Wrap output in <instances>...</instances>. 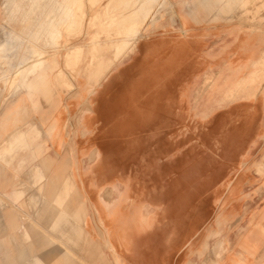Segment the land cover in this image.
<instances>
[{
	"label": "crops",
	"instance_id": "0c3cea01",
	"mask_svg": "<svg viewBox=\"0 0 264 264\" xmlns=\"http://www.w3.org/2000/svg\"><path fill=\"white\" fill-rule=\"evenodd\" d=\"M170 2L174 22L166 43L170 47L167 58L173 70L178 68L173 71L175 78L186 81V95L192 105L195 80H208L202 93L201 211L196 210L194 187L188 182L194 171L188 163L189 158L194 159L192 141L186 147L187 167L182 169L188 176L186 183L172 182L163 198L144 202L154 204L150 211L142 206V162L177 161L185 152L179 151L173 139L168 142L171 146L159 143L151 147L142 137V122L129 133L113 132L114 121L124 110L109 105L119 96L134 93L120 90L114 94V88L107 87L102 92L107 90V95L115 97L103 104L95 88L85 100L80 87L75 86L69 96L56 89L44 103L39 91V106L33 109L24 89L3 83L4 66L0 65V264H25V255H37L30 253L31 243L24 245L16 237L19 233L22 240L32 237L37 241L27 223L43 229L58 224L60 228L67 212L73 218L70 222L83 230L75 234L71 228L64 238H83L93 246L103 244L110 264L260 263L258 255L264 250V0ZM57 98L59 134L51 138L46 131L56 114L51 109L52 100ZM85 101H92L88 110L83 108ZM134 106L142 111V98H137ZM83 111H89L86 122ZM74 116L81 132L73 135L67 128ZM69 137L75 144L71 155L66 148ZM86 148L88 152L100 150L101 162L97 164L106 166L107 172L126 165L129 178L124 184L114 179L111 205L105 204L97 189L90 190L76 177L75 194L64 189L62 181L69 175L64 161L82 160ZM51 160L54 165L49 164ZM36 169L42 172L37 180ZM169 171L172 177L179 175L174 168ZM208 177H213L212 183ZM14 193L19 194L16 200L11 197ZM67 195L68 210L64 203ZM130 199L140 200L138 215ZM9 212L21 228H8ZM197 213L201 214L200 221H196ZM217 239L220 246L216 250L211 245ZM93 250L92 254H99ZM51 254V250H44L40 255L47 258ZM75 255H79L77 249ZM57 260L61 264V258ZM97 260L106 264L101 257ZM33 263L43 264L38 258Z\"/></svg>",
	"mask_w": 264,
	"mask_h": 264
},
{
	"label": "rangeland",
	"instance_id": "374dc122",
	"mask_svg": "<svg viewBox=\"0 0 264 264\" xmlns=\"http://www.w3.org/2000/svg\"><path fill=\"white\" fill-rule=\"evenodd\" d=\"M18 1L20 3V6L22 7L21 13L24 15V19L16 20L13 22V25H11L15 28H22L24 30L25 28L27 29L29 27L30 17L34 19V15L32 12L35 8V0ZM38 1L40 3H43L44 1L49 2L51 0ZM102 1L104 2V0H77V5L74 9L75 20L73 21L72 26H70L68 29H65L64 31V36L68 38V46L71 47L75 45L77 50L75 49L76 52H72L69 55H66L64 53L66 52V50L64 48L60 49L61 54H59L57 57V65V62L54 61L53 57L50 59L47 65L49 68L48 73L46 74V77H44V81L40 80L41 84L43 83V85H39V87L34 90L35 95H32L30 98V107H32L33 109H38L39 104L36 95L39 91H42L41 95L43 97V102L48 103L50 101L48 99L52 97L56 89H59L60 92L66 93L69 96L73 92L71 90L76 88L75 86L80 87V92L83 94V99L85 100L95 88L96 92L98 91L97 96L99 97V99H102L104 101L103 104L109 103L111 101L110 98L115 97H110V95H107L110 94V92H108L107 90L102 92L107 87L114 88V90L112 91V93L114 94H116L120 90H123L124 93L125 91L134 93V95L132 96H119L113 103L109 105H113L124 110V114H120V116L115 119L113 132L116 134L129 133L133 131L136 126L141 125L142 122V137L147 141L148 144L150 143L151 147H154L159 143H164L162 145L163 147L171 146L170 144H168V142L172 141L173 139L174 141L178 142L179 151H181L182 149L185 152L183 154H180L181 157L177 161L166 160L165 162V160L161 159H150L147 160V163L142 162V206H145L146 210L150 211V207L154 204L144 202L153 201L157 198H163V194L166 193L168 185H170V183L172 182L175 184L186 183L188 176L186 175V171L183 172L182 169H185L187 167L186 147L187 144L192 141L194 142V159H192V157L189 158L188 163L190 168L193 166L194 171L191 173L189 172L190 174L188 182L194 187L196 210L201 211L203 203L202 189L204 183V177L202 175V93L203 84L207 83L208 80H195V95L193 97L194 104L192 105V103H190L189 101V98L191 97L188 98V96L186 95V81L175 78L176 74H174L173 71L176 72L178 68L173 70L167 58L170 56V47L167 46L166 43H168L170 39L168 34L170 33L171 27L174 22L171 5L161 9V13L157 17V24L154 27H146L148 21H146V23V18H143L144 14L142 13H144V10H139V12L136 13V15H142H137L139 18L136 17L135 14V16L133 15L134 17H136V19H138V21L140 20L139 22H136L135 18L133 17L130 18V20L126 19L127 21L124 19L122 20L121 17L117 18V15L129 13V9H131L135 5L137 6L138 3L141 2V0H136V3L134 4V6L132 5V7L129 5H125V0H123L124 2L120 0V4L119 0H115L116 2L114 1V4L112 2L111 6L110 4L107 5L109 7L103 5L99 6ZM127 1L132 3V1L130 0ZM3 2H5V0H0V39L2 40V43L3 41H10V43H17V46L18 42L16 40H13L15 39V35L13 33L12 35H10V37L6 35V32H9L12 26L9 23L7 24L4 20L5 14L2 7ZM157 4L158 2H156V4L153 3V5ZM141 18H143L141 26L146 27L145 32H143L142 30L143 33L141 37H139L138 41L136 43H131L133 42V38L135 36L128 34H131L130 31L135 25L137 27L139 23L141 24ZM118 22L121 24L119 25ZM122 36L125 37L123 38ZM10 38L12 40H10ZM127 41L129 44L127 43ZM118 44L119 47L117 46ZM121 49H123L122 52ZM122 54H124V56ZM164 56L166 58H163ZM12 60L13 58H11V61ZM2 65L4 66V70H7L8 65ZM101 65H105V67L103 71H98ZM180 70L181 69L179 68L178 71ZM115 72L117 73L116 75L114 74ZM7 76L9 79L13 77L12 74H7ZM34 78L35 76L31 77L32 80ZM13 79H17V77L15 76V78H12V80ZM128 87L130 90L128 89ZM97 96L94 95L93 97L96 98ZM137 98H142V111L136 109V107L134 106ZM190 100L191 102L193 101L192 99ZM58 102L59 101H57L55 105H52L51 109H54V111H56V114L54 118H52V120H56L58 122L54 128V135L59 133V127H56L59 124L58 117L61 116L58 112ZM91 102L92 101L83 102V108H87L86 110H88L89 104ZM87 113H89V111H83V118L85 122L87 121L86 118L89 115ZM76 121L77 120L75 116L72 117V121L70 124H68L67 128L69 134H72V132L73 135L75 134V132L76 134H80L81 128L77 127ZM87 126L88 124L86 123L85 129L87 128ZM48 129L49 128H47V131ZM55 130H57V132ZM54 135L52 137H54ZM83 135H85V131L83 132ZM89 145L90 144H88L87 146L89 147ZM66 148L68 153L72 152L75 148V144H72L71 142V137H69ZM88 151L89 149L85 150V152L82 154V160L80 159L78 161L68 158L64 161V166L66 169H69V176L72 178L73 182L74 178L76 177V180L79 183H82L90 190L97 189L99 192L98 195H100L103 200L106 199L104 201L105 204L111 205L110 203H112L113 200V198H111L113 196V190L115 191L116 189V182L114 181V179L116 178V180L118 179L117 181H119V183L124 184L127 183V179L129 178L128 173H125L127 170L126 165L125 167H121L120 169L116 170L118 172L117 174L115 169L112 172H107L106 166L102 167L100 164H97L98 162H101V153H99V157L95 158L93 154L91 155L94 150L90 152ZM69 155H71V153H69ZM73 162L75 165L73 164ZM54 163L55 161H49V164L51 165H54ZM165 163L169 164L166 165ZM60 166L62 167V165ZM60 166H58V168H60ZM172 168H174V170L176 171H179L178 176L172 177L169 175V169ZM75 171L80 174L76 176ZM35 177L36 180L42 178V172L36 169ZM52 180L53 179H51V184H55ZM212 180L213 177H208V183H212ZM174 187H176V185ZM11 197L13 200H16L19 198V194L14 193L11 195ZM67 198L68 195L66 196L64 203L66 204V209L68 210L69 198ZM130 201L131 205L135 207L136 215H138V204H140V200L130 199ZM53 211L54 209H52V213ZM66 214V221L60 224V228H58V224H51L48 229H43L39 224L33 225L27 223V229L29 227V232L36 237L38 236L36 239L37 241H33V239H31L32 237L30 239L28 238L22 240L19 237V233L16 234L17 240H21L24 245H28L29 243H31V254H34L35 252L37 253V255H25V264H34V258H38V260L43 264H59L60 262H57V259H59V257L61 258V264H101V262L97 260V258H99L100 260V257L105 261L106 264H108L109 261L103 254V250L105 247L103 244L93 246L85 239L74 241L70 238H64L65 236L67 237L69 235V231H72L71 227L74 226V223L72 224L70 222L71 220H73L72 216L68 213ZM200 217L201 214L198 215L197 213L196 221H200ZM7 226L11 230L21 228L20 222H18V220L14 218L12 212H9L7 214ZM44 226L47 227V225ZM53 226H55L56 228ZM3 233L4 231H2V234ZM59 236L60 238H58ZM217 240H215L214 243ZM211 243H213V241H211ZM211 246L213 248L214 244ZM76 249L79 254L78 256L75 255ZM92 249H94L93 252L97 251L99 254H92ZM44 250H51L52 254L47 258L43 255H40ZM59 251L62 253V255L57 256L56 254H59ZM63 254L66 255V260H63ZM55 255L56 257H54ZM213 258L214 256L212 255L211 260ZM53 259L57 261L53 262ZM258 260H260L259 264H262L261 261H264V250L261 251L258 255Z\"/></svg>",
	"mask_w": 264,
	"mask_h": 264
},
{
	"label": "bare ground",
	"instance_id": "6f19581e",
	"mask_svg": "<svg viewBox=\"0 0 264 264\" xmlns=\"http://www.w3.org/2000/svg\"><path fill=\"white\" fill-rule=\"evenodd\" d=\"M114 1L115 0H104V2L102 1V3L99 4V6H102V5L107 6L108 4H110V6H111L112 2H113V4L116 2V1L115 2ZM121 1H123V0H121ZM121 1L119 0V4ZM125 1H126V3H128V4L125 3V5H129L131 7H132V5L134 6V4L136 3V0H134V2H133V0H130V1H132V3L128 2L127 0H125ZM156 2H158V4L153 5V3L156 4ZM116 4H115V6H116ZM2 5H3L2 6L3 12L5 14L4 20L6 21L7 24L9 23L10 25L11 24L13 25L14 21L24 19V15L21 13L22 7L20 6V3L18 0H8V1L5 0V2H3ZM34 5H35V8L33 9V12H32L34 15V19L29 16L30 17V19H29L30 23H29V27L27 29L26 28L24 30L22 28L18 29V28H15L14 26L11 25L12 27L9 30V32H6V35L8 37H10V35H12V33L15 35V39H13V40L14 41L16 40L18 42V45L16 46L17 43L16 44H14V42L10 43V41L9 42L3 41V43L0 44V63H1V65L2 64L8 65L7 70H3V77H2L3 83L5 85L9 84V86H12L13 89L14 88H18L19 90L24 89L29 102H30L31 96L35 95L34 90L37 89L39 87V85H43V83L41 84L40 80H43L44 77H46V74L48 73L49 68L47 65H48L50 59L53 57L54 61L57 62L56 63V65H57L58 64L57 57L59 54H61L60 49L64 48L66 50V52H64L66 55H69L72 52H76V50H77L75 45H73L71 47L68 46V43H69L67 41L68 38H66L64 36L65 29H68L70 26H72L73 21L75 20L74 19V15H75L74 9L77 5V0H54V1L51 0L49 2L44 1L43 3H40L38 0H35ZM170 5H171L170 0H141V2H139L137 6L135 5L132 8L130 7L131 9H129L130 10L129 13L117 15V18L121 17L122 20L123 19L124 20H126V19L130 20V18L133 17V18H135V20L137 22L138 19H136V17H138L137 15H140V14L136 15V13H138L139 10L140 11L144 10L143 11L144 13H142V12H140V13L144 14L143 18L144 19L146 18L145 22L148 21V23L146 22L147 23L146 27H154L157 24L156 23L157 17L161 13V9L166 8ZM123 6H124V4H123ZM107 7H109V6H107ZM110 8H112V7H110ZM110 11H111V9H110ZM123 11H124V9H123ZM105 12H107V11H105ZM108 13H109V11H108ZM134 14L136 15V17H134L135 16ZM106 15H109V14H106ZM140 16H142V15H140ZM76 17H78V16H76ZM79 18H80V15H79ZM143 18H141V24L139 23L137 27L135 25L133 27V29L130 31L131 34H128V35L135 36L133 38L134 39L133 42H131V43H136L138 41L139 37H141L142 33L145 32L146 27L141 26L142 22H143ZM120 24L121 23H119V25ZM4 25H6V24H4ZM133 25H134V23H133ZM142 30H143V32H142ZM182 31H184V30H182ZM10 40H12V39L10 38ZM118 41H119V39H118ZM127 43H128V41H127ZM117 46L119 47V44ZM133 48H135V47H133ZM117 49H119V48H117ZM122 50L123 49H121V52H122ZM125 52H126V50H125ZM118 53H120V52H118ZM122 55L124 56V54H122ZM11 58H13V60H14V61L12 60L13 62L11 61ZM12 67L14 69L13 70L14 72L12 73L13 78H15V76H16L17 79L10 80L8 78L7 74H11L10 70ZM104 67H105V65H101L98 71H101V70L103 71ZM32 76H35V78L33 80L31 79ZM128 89H129V87H128ZM22 101H23L22 98L19 99L17 104L21 103ZM57 101L58 100H52V103H53L52 105H55L57 103ZM3 123H4V121H3ZM57 123L58 122L56 120L50 121V123H49L50 125L48 127L49 129L47 131V134L50 137H52L54 135V128H55V125ZM55 131L57 132V130H55ZM60 144H62V143H60ZM99 153H100L99 149L98 150L94 149V152L91 153V155L93 154L94 157L97 158V157H99ZM91 160H92V158H91ZM73 164H74V162H73ZM78 167H79V165H78ZM60 168H61V166H60ZM74 168H75V166H74ZM62 170H63V168H62ZM78 174H80V173H78ZM62 179H63V177H62ZM80 179H81V177H80ZM80 179H79V181H80ZM58 181H60V180H58ZM62 183L64 184V189L66 190L67 193L72 192L75 194L76 185L74 184L72 178L69 175L65 177V179L62 181ZM98 218H99V216H98ZM71 228L73 230L72 233L74 232L75 234L76 233L80 234V232L82 233V230H83V228L81 230V228L78 229L75 226H73ZM83 237H84V235H83ZM82 240H83V238H82ZM83 242H85V241H83ZM219 246H220V242L217 240L214 243L213 248H215L217 250L219 248Z\"/></svg>",
	"mask_w": 264,
	"mask_h": 264
}]
</instances>
